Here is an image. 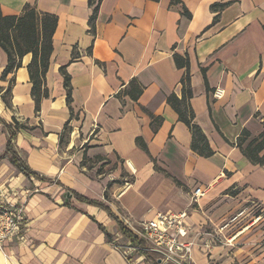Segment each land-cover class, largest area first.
I'll use <instances>...</instances> for the list:
<instances>
[{
    "label": "crops",
    "instance_id": "obj_1",
    "mask_svg": "<svg viewBox=\"0 0 264 264\" xmlns=\"http://www.w3.org/2000/svg\"><path fill=\"white\" fill-rule=\"evenodd\" d=\"M26 4L58 22L38 111L31 54L2 76L0 49V186L25 201L27 220L2 244L0 264H146L116 248V219L184 209L195 264H264V163L235 146L242 130L247 145L264 129V0H101L92 25L87 0H0V11L20 16ZM174 55L188 58L190 107L211 158L191 151L190 130L166 101L182 94ZM16 123L12 149L39 179L3 157ZM197 188L204 194L191 206Z\"/></svg>",
    "mask_w": 264,
    "mask_h": 264
},
{
    "label": "trees",
    "instance_id": "obj_2",
    "mask_svg": "<svg viewBox=\"0 0 264 264\" xmlns=\"http://www.w3.org/2000/svg\"><path fill=\"white\" fill-rule=\"evenodd\" d=\"M101 0H87L89 7L93 6V12L91 15L90 23L93 24L96 19V13L98 11L99 3ZM212 6L215 7H223ZM186 13V12H185ZM58 20L52 14H39L29 4L24 5L22 14L20 16H2L0 11V49L4 51L7 57V66L2 73V76H6L9 73H13L15 70L21 67V59L26 54H31L30 64L27 66L28 77H30L31 95L38 111L39 103L42 98L47 96V91L44 89L45 74L49 67L50 55L53 51L52 38L53 33L57 27ZM176 67L184 69V75L181 79L182 94L178 99L174 94L167 97L166 101L169 103L173 111L178 115V121L185 124L190 130L191 134V151L203 158H211L213 151L207 142L205 135L202 130L194 124V115L190 107V99L192 97L190 83V74L188 72V58L180 57L177 55L173 56ZM61 76H63V88L66 90V103L69 104L71 101V90H70V77L66 74L64 69L60 70ZM9 94V90L6 91ZM142 90L139 88L134 96L131 94V98L136 100L137 96L141 94ZM130 93H135V90H131ZM5 104H7L6 98H4ZM156 128L154 120L152 121V128ZM264 127V126H263ZM10 138L6 145V152L3 155L7 158L10 163H13L16 168L25 177H37L12 149V140L15 138L16 127L6 126ZM250 135L246 130H242L239 137L236 139V148L240 150L241 154L245 156L252 165H262L264 163V129L263 131L251 142L246 145V141ZM75 198L82 203H87L93 206H99L106 210L111 215L109 208L103 203L95 202L87 198L70 191ZM117 231L126 240H129L130 245L137 249L138 257H144L146 263L157 264L143 240H139L131 235L129 231H126L122 226L121 222L116 219ZM108 241H111V236L104 231ZM131 263L133 259L126 258Z\"/></svg>",
    "mask_w": 264,
    "mask_h": 264
},
{
    "label": "built area",
    "instance_id": "obj_3",
    "mask_svg": "<svg viewBox=\"0 0 264 264\" xmlns=\"http://www.w3.org/2000/svg\"><path fill=\"white\" fill-rule=\"evenodd\" d=\"M223 92L216 89L213 93L215 99H219ZM33 192L26 190L25 197L30 196ZM204 191L197 188L190 195L191 206L197 204L198 198L203 196ZM10 193L5 186H0V251H2V244L9 242L13 237H17L27 225L25 216V201H10ZM244 215L241 210L239 214L234 216L226 224L223 225L221 230L227 229L230 223L235 222L237 219ZM187 210L178 213H162L155 212L152 218L142 219L141 221H133L129 218H121L120 222L126 231H129L132 236L139 240H143L147 245L153 259L158 264H195L192 257V249L194 243L185 240L188 229L185 225L187 218ZM256 218V220H258ZM124 238L123 236H121ZM210 240L204 242V249H211L216 242L215 235H210ZM126 242L124 246L118 243L117 249L121 250L125 258H131L132 255H137L138 251L129 240L124 239ZM230 241V240H228ZM144 259V257H139Z\"/></svg>",
    "mask_w": 264,
    "mask_h": 264
},
{
    "label": "rangeland",
    "instance_id": "obj_4",
    "mask_svg": "<svg viewBox=\"0 0 264 264\" xmlns=\"http://www.w3.org/2000/svg\"><path fill=\"white\" fill-rule=\"evenodd\" d=\"M148 213H146V215H147ZM125 238H120L119 239V241H116V243H118L120 246H124V243L126 242L125 240H124ZM152 258H154V256L152 255ZM131 259H133V263L137 260H139V258H137L136 257V255H132V257H131ZM142 261H145V259H141ZM141 260H139V261H141ZM146 264H151L150 262L149 263H146Z\"/></svg>",
    "mask_w": 264,
    "mask_h": 264
},
{
    "label": "water",
    "instance_id": "obj_5",
    "mask_svg": "<svg viewBox=\"0 0 264 264\" xmlns=\"http://www.w3.org/2000/svg\"><path fill=\"white\" fill-rule=\"evenodd\" d=\"M160 262H161V261H160V260H158V264H160Z\"/></svg>",
    "mask_w": 264,
    "mask_h": 264
}]
</instances>
